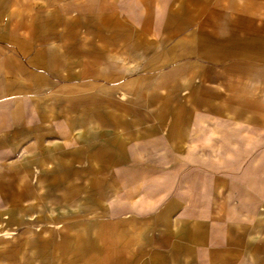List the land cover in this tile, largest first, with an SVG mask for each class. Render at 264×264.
<instances>
[{
  "label": "crops",
  "instance_id": "1",
  "mask_svg": "<svg viewBox=\"0 0 264 264\" xmlns=\"http://www.w3.org/2000/svg\"><path fill=\"white\" fill-rule=\"evenodd\" d=\"M0 264H264V0H0Z\"/></svg>",
  "mask_w": 264,
  "mask_h": 264
}]
</instances>
